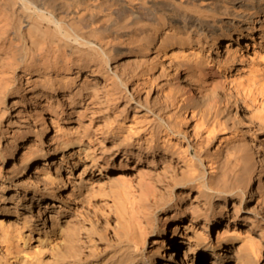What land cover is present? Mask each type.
I'll return each mask as SVG.
<instances>
[{
	"label": "bare ground",
	"instance_id": "obj_1",
	"mask_svg": "<svg viewBox=\"0 0 264 264\" xmlns=\"http://www.w3.org/2000/svg\"><path fill=\"white\" fill-rule=\"evenodd\" d=\"M0 264H264V0H0Z\"/></svg>",
	"mask_w": 264,
	"mask_h": 264
}]
</instances>
